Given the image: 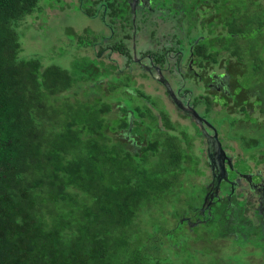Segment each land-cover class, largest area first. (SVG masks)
Segmentation results:
<instances>
[{"label": "trees", "instance_id": "obj_1", "mask_svg": "<svg viewBox=\"0 0 264 264\" xmlns=\"http://www.w3.org/2000/svg\"><path fill=\"white\" fill-rule=\"evenodd\" d=\"M203 1L210 13L185 6L183 31L198 40L196 55L226 69L225 120L249 130L240 138L264 160V0ZM49 2L0 0V264H242L213 246L238 208L225 204L193 226L181 218L195 206L171 228L143 220L190 171V155L164 160L155 145L151 157L133 156L112 139L111 92L91 71L25 53L19 28ZM256 228L252 241L264 242ZM238 234L231 242L249 241Z\"/></svg>", "mask_w": 264, "mask_h": 264}, {"label": "flooded vegetation", "instance_id": "obj_2", "mask_svg": "<svg viewBox=\"0 0 264 264\" xmlns=\"http://www.w3.org/2000/svg\"><path fill=\"white\" fill-rule=\"evenodd\" d=\"M49 1L54 5L50 8L63 10L76 6L86 16L99 20L102 30L93 29V34L89 28L92 26L81 28L82 34L78 40L83 48L81 59H84L85 54L89 57L88 65L83 70L91 71L93 75H88L99 83L103 79L100 77H107V85H112L115 90L120 88L127 99L130 100L132 95L141 99L140 103L132 106L127 101L124 106L118 100L113 101L112 117L116 128L111 132L113 141L130 149L132 155L138 158L145 155L151 157L156 145L162 158L164 155L180 158L186 152L192 160L195 155L194 140L197 138V142L202 143V153L197 154L202 156L208 169L205 173L207 179L203 184L204 194L200 206H195L196 212L186 214L181 221L186 219L190 226L205 222L207 218H215L218 208L226 204L228 209L231 206L239 209V220L234 221V217L227 219V235L236 238L241 233L245 238L250 237L246 245H254L252 230L249 231L253 222L257 223L256 229L264 232V160L261 155L253 157L251 151L246 149L244 139L240 138V129H248H237V126L233 127L229 120H225L226 115H230L231 107L229 94L225 91L226 69L220 62L215 64L212 59H202L196 55L195 44L198 40L190 41V36L183 31V17L187 15L185 6L195 10L198 15L207 16L210 13L209 6L205 5L207 2ZM68 26L67 29L73 28L72 25ZM90 52L93 55L89 56ZM102 59L111 61L105 65ZM117 59H121L122 63ZM112 77L116 80H111ZM140 80H145V86L150 90H145L144 83L139 84ZM107 87L109 91L103 90L110 93L111 87ZM152 89L163 94L169 103L168 109H162V104L153 101L150 96ZM215 105L219 109H215ZM187 107H193L201 119L192 117ZM142 111L145 116L141 121L138 115ZM216 115H219V123L214 121ZM183 124L193 125L196 130L193 139H188L181 131L180 126ZM234 129L236 132L230 135ZM215 132L221 146L218 155L216 152L210 153V142L215 139ZM226 133L230 136H226ZM189 142L194 144H191L192 148H189ZM246 156H249L246 163L248 168L241 170L238 162ZM218 173L220 182L214 184V175ZM233 222L239 225L234 227Z\"/></svg>", "mask_w": 264, "mask_h": 264}, {"label": "rangeland", "instance_id": "obj_3", "mask_svg": "<svg viewBox=\"0 0 264 264\" xmlns=\"http://www.w3.org/2000/svg\"><path fill=\"white\" fill-rule=\"evenodd\" d=\"M50 4V2H49ZM46 10L39 15L35 14L33 16L26 18V24L24 27H20L19 31L23 32L24 36L22 39L24 41V48L25 53L27 54H34L37 53L44 59H47L49 63L59 64L65 68L70 70L77 69V67L81 66L84 67L88 65L87 62L89 58L86 54L84 59H81L83 55V48L79 44L78 40L80 38L79 35L82 34L81 28L83 26H92L90 28V33L93 34V29L102 30V25L98 19L90 18L83 14L81 11L76 9L75 7L66 8L65 9H58V8H50L45 7ZM68 25H72L73 28L67 29ZM89 56L93 55L91 52L88 53ZM86 57V58H85ZM105 65H109L110 59H102ZM122 63L121 59H117ZM48 63V64H49ZM103 78L100 84H103V89L108 90L107 82L109 81L107 77H100ZM116 80L115 77H112L111 80ZM144 86L146 85L145 80H140L139 84ZM146 87V86H145ZM145 90H150L149 88H145ZM112 90V88H110ZM120 91V88L117 90L113 89L110 96V100H122L127 101V103L132 106V104L140 103L141 99L138 96H133L129 100L123 95ZM150 96L152 97L153 101L157 104H162V109H168V102L163 96V94L157 93L155 89L150 92ZM133 98V99H132ZM215 109H219L218 105H215ZM221 117V116H220ZM175 119V118H174ZM214 121L219 123L220 118L219 115L215 116ZM181 131L187 136L188 139L196 136V130L191 124H183L180 126ZM234 135L236 132L235 129L232 130ZM246 130L245 132H247ZM248 134V133H246ZM229 133H226V136H230ZM198 139L196 138L193 143H188V145L193 144L195 150H193L194 157H199V159H195L192 157V161L187 163L190 171L188 172H181L178 176V180L175 183L174 188L172 189V195L168 197L166 200L162 201V204L156 205L155 212L145 214L144 221L147 223L152 224H166L170 225V228L175 225L177 216V212H184L185 210H189L192 206H200L202 201V196L204 194L203 184L205 179H207V167L202 159V156L197 153L201 152L202 143L197 142ZM196 142L197 145L196 146ZM193 146H189L192 148ZM188 148V147H186ZM242 157V160L238 162L241 167V170H245L248 168L247 158ZM164 160L167 159V156L164 155L162 158ZM173 170L166 171L165 174H170ZM199 195V196H198ZM198 196V197H197ZM162 207V208H161ZM162 210V212H161ZM233 235H229L223 237L222 240L216 241L215 248H219L217 258H226V259H235L238 263L242 264H264V242L261 238L253 240V243L257 245L255 249L254 245H240L235 243L234 241L231 242ZM204 244V243H203ZM202 245V244H200ZM221 246H224L221 248ZM240 246V247H237ZM212 253V252H211ZM206 261L212 262L215 261L211 257ZM212 264H215L212 262ZM225 264V263H223Z\"/></svg>", "mask_w": 264, "mask_h": 264}, {"label": "water", "instance_id": "obj_4", "mask_svg": "<svg viewBox=\"0 0 264 264\" xmlns=\"http://www.w3.org/2000/svg\"><path fill=\"white\" fill-rule=\"evenodd\" d=\"M176 102H177V101H176ZM177 104L179 105L180 103L177 102ZM179 106H180V105H179ZM186 110H187V111L191 114V116L194 117L196 120L201 119L200 116H199V114L196 112V110H195L193 107H187ZM214 138H215V139L213 140V142H212V143L210 142V153H212V152H216V155H218L219 152H220V148H221V146H220V142H219V140H218V134H217V132H215V136H214ZM213 161H214V160L212 159V162H213ZM219 174H220V173H218V175H217V174L214 175V180H213V183H214V184H219V182H220Z\"/></svg>", "mask_w": 264, "mask_h": 264}]
</instances>
